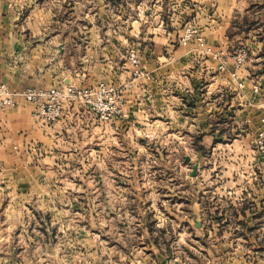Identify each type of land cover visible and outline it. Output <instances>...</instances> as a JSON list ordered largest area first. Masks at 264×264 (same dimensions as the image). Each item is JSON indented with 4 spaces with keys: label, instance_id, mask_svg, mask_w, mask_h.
<instances>
[{
    "label": "crops",
    "instance_id": "obj_1",
    "mask_svg": "<svg viewBox=\"0 0 264 264\" xmlns=\"http://www.w3.org/2000/svg\"><path fill=\"white\" fill-rule=\"evenodd\" d=\"M189 26L216 55L181 43ZM131 49L147 78H133ZM0 83L17 93L106 83L125 104L110 122L67 104L48 125L17 98L0 116L1 199L57 200V184L93 182L67 179L75 158L82 171L101 167L99 184L133 190L136 221L123 232L132 224L141 239L134 264H264V0H0ZM143 156L154 177L124 176Z\"/></svg>",
    "mask_w": 264,
    "mask_h": 264
},
{
    "label": "rangeland",
    "instance_id": "obj_2",
    "mask_svg": "<svg viewBox=\"0 0 264 264\" xmlns=\"http://www.w3.org/2000/svg\"><path fill=\"white\" fill-rule=\"evenodd\" d=\"M65 14L68 16L69 11L67 10ZM189 27L196 30L195 26ZM196 33L202 38L197 30ZM132 52L139 54L135 49L127 52L126 59L130 65ZM140 58L142 62L143 57L140 56ZM147 77L148 74L142 78ZM100 84L102 83L83 89L72 87L77 92L72 97L71 95L67 97L63 107L77 103L82 108L81 111L93 114L100 122L96 111L97 98L91 97L93 101L91 103L83 94L85 90H96ZM106 85L117 88L114 85ZM119 92L123 109L121 116H123L125 104L122 90L119 89ZM257 142L258 138L256 146ZM257 149L264 162V148ZM73 160L70 164L71 173L66 174L67 179L69 180L72 176L87 175L93 182L87 185L86 183L57 184V200L51 201L9 198L7 200L5 195L2 199L0 197L2 209L0 211V264H134L135 258L140 259L139 255L144 250L138 245L141 239L137 236L136 229L131 224V226L127 225L128 228L123 232V228L126 227L125 222L136 221L130 212L134 205L133 200L129 199L133 196L130 194L133 190L128 189L126 192L129 195H126L123 189H120L121 191L118 189L117 185L103 186L98 181L102 179V175H106L102 173L100 166L97 169L82 171L79 163L75 161L78 159ZM139 162L142 163V169L139 168L136 174L124 172L123 175L146 180L154 177L150 157L143 156ZM97 163L100 164L98 160H95V165ZM111 173L113 172L111 171L109 176H117L116 173ZM78 177L77 180H79ZM145 187L139 186V191L144 193V197L145 194L154 192L151 186ZM118 190L121 193L124 192L125 196H119ZM2 193L3 189L0 188V194ZM105 195H109V198H104ZM119 208L122 209L120 216ZM6 209L7 212L4 211ZM173 236L177 244L175 246L181 244L177 243L181 238L178 232L173 233ZM180 248L174 249L177 255L184 252Z\"/></svg>",
    "mask_w": 264,
    "mask_h": 264
},
{
    "label": "built area",
    "instance_id": "obj_3",
    "mask_svg": "<svg viewBox=\"0 0 264 264\" xmlns=\"http://www.w3.org/2000/svg\"><path fill=\"white\" fill-rule=\"evenodd\" d=\"M192 41H197V44L204 50L206 54H215L212 48H209L204 43L203 39L197 36L196 30L193 27H188L185 30L182 38L184 45L190 44ZM216 55V54H215ZM235 66L237 69H242L249 59L248 53L245 50L239 51L234 55ZM130 63L134 68V79L137 80L147 74L143 71L141 58L138 53L130 54ZM255 92H260V88L255 86ZM76 89L68 87H53L47 90L38 88H28L23 92H13L6 84L0 83V116L1 114L16 106L17 98L21 97L26 102L33 104V118L36 121H41L48 125H53L58 122L63 114V103L68 96L75 95ZM82 94V93H81ZM84 96L89 102L93 103L91 97L97 98L96 111L99 114V119L103 122H110L116 117L122 115L121 95L118 88L100 84L96 90H85ZM262 109L264 112V96L262 97ZM264 125V115L262 118ZM264 127V126H263ZM257 148H264V128L258 136Z\"/></svg>",
    "mask_w": 264,
    "mask_h": 264
},
{
    "label": "water",
    "instance_id": "obj_4",
    "mask_svg": "<svg viewBox=\"0 0 264 264\" xmlns=\"http://www.w3.org/2000/svg\"><path fill=\"white\" fill-rule=\"evenodd\" d=\"M188 160H189V158H188ZM198 165H199V164H196V165L193 167V172H192V174H191L192 177H195V176H196V174H197V170H198Z\"/></svg>",
    "mask_w": 264,
    "mask_h": 264
},
{
    "label": "trees",
    "instance_id": "obj_5",
    "mask_svg": "<svg viewBox=\"0 0 264 264\" xmlns=\"http://www.w3.org/2000/svg\"><path fill=\"white\" fill-rule=\"evenodd\" d=\"M261 74H262V72L257 73V75H261Z\"/></svg>",
    "mask_w": 264,
    "mask_h": 264
}]
</instances>
